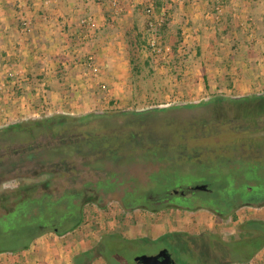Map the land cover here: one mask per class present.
Instances as JSON below:
<instances>
[{"label": "trees", "instance_id": "16d2710c", "mask_svg": "<svg viewBox=\"0 0 264 264\" xmlns=\"http://www.w3.org/2000/svg\"><path fill=\"white\" fill-rule=\"evenodd\" d=\"M154 3L158 14L161 5ZM204 108L183 120H158L160 110L147 109L58 114L1 127L0 185L15 181L17 187L0 192V254L14 256L44 234L75 229L83 221V205H99L106 197L117 201L123 214L206 210L220 220L234 218L240 208L264 206V89L215 96ZM134 165L155 169L141 183L120 171ZM189 171L204 176L205 191L173 194L176 189L167 191L159 183ZM157 241L177 256L175 264H249L264 248V221L239 223L228 241L211 232L164 235L152 242ZM149 243L104 234L73 264L98 259L134 264Z\"/></svg>", "mask_w": 264, "mask_h": 264}, {"label": "crops", "instance_id": "0c3cea01", "mask_svg": "<svg viewBox=\"0 0 264 264\" xmlns=\"http://www.w3.org/2000/svg\"><path fill=\"white\" fill-rule=\"evenodd\" d=\"M220 1L223 4L216 5ZM137 2L0 0V79L6 80L0 93L7 102L0 103V127L26 118L111 109L127 87L121 33L129 25ZM164 9L170 24L179 26L181 34L190 25L194 34L209 35L205 49H212L214 43L210 42L215 37L220 42L201 63L208 86L216 88L217 75L234 97L264 89V0H175L161 11ZM86 16L92 17L88 41L81 39L85 29L80 27ZM20 17L30 24L26 35L17 31ZM217 22V31L208 33ZM188 30L181 42L196 39ZM88 54L94 56L98 68L94 75L85 66ZM15 82L18 86H13ZM101 84L106 91H101ZM152 228L157 233L153 232L151 239L162 235L159 227ZM65 238L44 234L13 258L18 264H73L75 257L91 249L74 240L65 242ZM258 257H264V248ZM255 258L249 264H257Z\"/></svg>", "mask_w": 264, "mask_h": 264}, {"label": "rangeland", "instance_id": "374dc122", "mask_svg": "<svg viewBox=\"0 0 264 264\" xmlns=\"http://www.w3.org/2000/svg\"><path fill=\"white\" fill-rule=\"evenodd\" d=\"M93 1L104 4L107 0ZM173 1L175 0H158L161 5L158 14L153 10L155 0H138L135 3L134 12L128 20L130 23L126 29L123 28V32L121 31L125 55L128 60V62L126 60L127 72L125 77L127 87L111 109H104L101 112L156 109L160 110L158 120L166 118L183 120L191 115H200L204 111L206 103L215 96L234 97L228 93L227 86L223 84V79L220 77V81L217 80V75H215V79L211 77L217 85L216 88H213L212 85L208 86L205 80L206 74H204L201 66V63H204V57H207L209 51H213V47L215 48L220 42L215 37L214 41L210 42L214 43L211 44L213 50L205 49L203 46L208 44L209 35H202L197 32L194 34L190 25L185 26L184 34H181L182 30L179 26L170 24L167 10L161 11V8L173 3ZM221 4L223 3L220 1L216 5L221 6ZM149 7H151V13L147 14L146 11ZM215 11L218 12L214 9L213 12ZM22 22L26 23L28 30H22ZM217 26L218 22L210 28L208 33L216 32ZM187 29H189L190 36L196 39L181 42L187 34ZM17 31L20 35H26L30 32V24L23 17L19 19ZM127 35L130 38H127ZM156 46L162 49L158 54L153 51V47ZM166 48L168 50H165ZM0 80L6 85L5 79L1 78ZM8 84L10 83L8 82ZM261 92L263 89L253 93ZM0 103H7L4 97ZM1 125L3 124L1 123ZM153 169H155L154 166L134 165L133 167L121 168L120 171H122V175L127 172L133 173L143 183L144 174ZM203 177L197 172L190 174L189 171L174 174L171 178L159 183L164 185V189L167 191L172 189L177 191L203 184ZM16 187L17 182L8 181L0 185V192ZM124 187L125 185L121 189ZM158 196H163V193H158ZM82 214L83 221L81 224L63 234L65 237L67 236L65 242L74 240V242L80 243V246L83 245L82 247L92 248L99 242L102 235L117 233L129 240L150 241L146 246H141L139 255H153L161 250L164 244L161 241H152H156L164 235L200 236L205 232H211L219 235L224 241H228L236 236V226L239 223L249 219L264 221V206L240 208L235 211L234 218L229 217L220 220L206 210L189 212L167 209L151 212L146 209H134L123 214L118 202L111 197H106L99 205L85 203L82 207ZM172 220L175 223H170ZM152 225L159 227L158 231L162 233L156 239L150 238L153 236V232L157 233V230L150 229ZM144 226L147 228L145 229ZM75 230L76 233H73ZM145 233L147 236H143ZM171 256L175 261L177 256L172 253ZM14 261L13 256L0 254V264H15ZM255 261L257 264H262L260 261L263 262L264 257L255 258ZM95 264L104 263L98 259Z\"/></svg>", "mask_w": 264, "mask_h": 264}, {"label": "built area", "instance_id": "2783aa9c", "mask_svg": "<svg viewBox=\"0 0 264 264\" xmlns=\"http://www.w3.org/2000/svg\"><path fill=\"white\" fill-rule=\"evenodd\" d=\"M114 4H115V2H114ZM218 11H219V9H218ZM146 12H147V14L151 13V7H149ZM91 24H92V17H90V16H86V17L82 18V20L80 21V27H83L85 29L84 34H82V36H81V39L84 41H88L91 37V35H90ZM22 26H23L22 30H28L26 23L22 22ZM165 50H168V49L166 48ZM153 51L158 54L162 51V49L159 46H156V47H153ZM84 62H85V66L87 67L88 70H90L92 75L98 73V68L95 64V59H94V56L92 54L86 55ZM17 83L18 82L13 83V86L17 85ZM4 88H5V83H1L0 84V91H2ZM100 89H101V91L107 90L106 86L103 84L100 85ZM12 92H14L13 89H12ZM2 98H3V96L0 93V102L2 101ZM43 105H45V103H43ZM5 126H7V124L4 125L3 127H5ZM14 262L16 264V260Z\"/></svg>", "mask_w": 264, "mask_h": 264}, {"label": "water", "instance_id": "95a60500", "mask_svg": "<svg viewBox=\"0 0 264 264\" xmlns=\"http://www.w3.org/2000/svg\"><path fill=\"white\" fill-rule=\"evenodd\" d=\"M206 185H194L187 189V192L192 191H205ZM173 194H177V191H173ZM180 195H184L183 191L179 192ZM134 264H175L170 252L167 249H161L153 255H138L133 259Z\"/></svg>", "mask_w": 264, "mask_h": 264}]
</instances>
